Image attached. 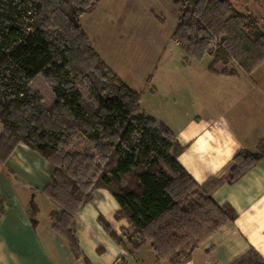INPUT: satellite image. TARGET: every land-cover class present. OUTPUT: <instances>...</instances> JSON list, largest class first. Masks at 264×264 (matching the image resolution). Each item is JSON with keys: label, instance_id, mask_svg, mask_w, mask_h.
<instances>
[{"label": "trees", "instance_id": "16d2710c", "mask_svg": "<svg viewBox=\"0 0 264 264\" xmlns=\"http://www.w3.org/2000/svg\"><path fill=\"white\" fill-rule=\"evenodd\" d=\"M175 1L182 7L172 37L190 58L209 55L208 68L220 64L227 75L236 74L234 65L250 72L264 60V28L241 0ZM97 2L0 0V161L24 143L54 166L43 193L58 208L50 214L52 228L74 257L81 256L75 217L101 187L119 205L116 218L129 222L132 248L149 243L158 260L179 264L235 213L193 190L198 185L177 162L183 147L164 124L139 113L140 92L91 47L80 17ZM39 75L50 86L51 104L31 86ZM78 135L91 145L83 153L68 148V138ZM263 156L264 141L258 151H239L222 178L237 180ZM230 264L264 260L250 249Z\"/></svg>", "mask_w": 264, "mask_h": 264}, {"label": "crops", "instance_id": "0c3cea01", "mask_svg": "<svg viewBox=\"0 0 264 264\" xmlns=\"http://www.w3.org/2000/svg\"><path fill=\"white\" fill-rule=\"evenodd\" d=\"M262 1L256 6L263 13L254 14L264 28ZM202 58L203 68L194 67L190 59L196 68L192 75L186 69L162 70L160 83L144 85L147 96L143 88L128 85L141 94L139 113L164 124L183 147L177 162L204 195L235 213L179 264H230L250 249L264 260V156L237 180L222 178L239 151H258L264 141V60L250 72L236 69L235 75H227L220 64L217 71L207 69L211 56ZM2 128L0 122V133ZM53 170L24 143L0 161V264H113L118 257L121 264H166L154 257L148 243L127 246L120 233L132 228L126 218H116L119 205L101 187L75 217L81 256L74 257L68 242L52 228L50 214L58 208L43 193ZM100 216L125 247L104 230Z\"/></svg>", "mask_w": 264, "mask_h": 264}, {"label": "rangeland", "instance_id": "374dc122", "mask_svg": "<svg viewBox=\"0 0 264 264\" xmlns=\"http://www.w3.org/2000/svg\"><path fill=\"white\" fill-rule=\"evenodd\" d=\"M241 1L240 8L248 6L253 8V14L263 13L256 6L257 0ZM181 7L180 1L177 3L175 0H98L92 10L80 17V25L100 59L127 85L143 88L147 96L144 85L160 83L162 70L178 73L177 70L184 72L186 69L191 75L195 74L196 68H191L190 59L194 67L205 66L203 58L201 61L190 58L172 37ZM260 7L264 9V6ZM255 17L259 20L258 16ZM259 22L261 24L262 20ZM234 67L240 70L236 65ZM156 71L158 75H155ZM31 86L39 91L44 103L53 102L50 86L43 76L36 77ZM67 143L73 152L83 153L91 147L81 135L68 138ZM193 190L204 195L198 186ZM192 197L196 198L195 195ZM131 235L132 229H124L120 233L127 246L136 249L127 240ZM152 251L156 258L153 248Z\"/></svg>", "mask_w": 264, "mask_h": 264}, {"label": "built area", "instance_id": "2783aa9c", "mask_svg": "<svg viewBox=\"0 0 264 264\" xmlns=\"http://www.w3.org/2000/svg\"><path fill=\"white\" fill-rule=\"evenodd\" d=\"M121 261H122L121 257H118V258L114 261L113 264H121Z\"/></svg>", "mask_w": 264, "mask_h": 264}]
</instances>
